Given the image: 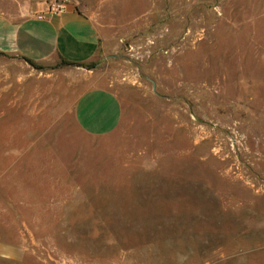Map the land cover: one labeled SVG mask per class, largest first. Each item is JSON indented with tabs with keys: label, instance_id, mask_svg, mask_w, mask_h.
Wrapping results in <instances>:
<instances>
[{
	"label": "rangeland",
	"instance_id": "rangeland-1",
	"mask_svg": "<svg viewBox=\"0 0 264 264\" xmlns=\"http://www.w3.org/2000/svg\"><path fill=\"white\" fill-rule=\"evenodd\" d=\"M54 3L94 19L99 53L0 55V243L22 250L0 264H264V0L0 10ZM92 84L122 104L106 136L73 114Z\"/></svg>",
	"mask_w": 264,
	"mask_h": 264
},
{
	"label": "crops",
	"instance_id": "crops-1",
	"mask_svg": "<svg viewBox=\"0 0 264 264\" xmlns=\"http://www.w3.org/2000/svg\"><path fill=\"white\" fill-rule=\"evenodd\" d=\"M39 7L46 10L48 6ZM26 8L0 10V55L26 57L42 65L56 57L79 63L97 57V25L74 4H64L61 12L43 19L37 17L40 11ZM72 110L81 128L94 136L112 133L122 118L121 101L110 85H90L77 96ZM20 252L17 246L0 243V255L17 258Z\"/></svg>",
	"mask_w": 264,
	"mask_h": 264
},
{
	"label": "built area",
	"instance_id": "built-area-1",
	"mask_svg": "<svg viewBox=\"0 0 264 264\" xmlns=\"http://www.w3.org/2000/svg\"><path fill=\"white\" fill-rule=\"evenodd\" d=\"M63 8H64L63 4L54 3L51 6H49L46 10L37 13V17L43 19V18L54 16L58 14L59 12H61Z\"/></svg>",
	"mask_w": 264,
	"mask_h": 264
},
{
	"label": "trees",
	"instance_id": "trees-1",
	"mask_svg": "<svg viewBox=\"0 0 264 264\" xmlns=\"http://www.w3.org/2000/svg\"><path fill=\"white\" fill-rule=\"evenodd\" d=\"M24 59L29 62L31 65H33L35 68H38V69H42L43 66L35 61H33L32 59H29V58H26L24 57ZM61 59L67 63V64H71V65H76V66H83V67H86L88 69H92L93 68V65H88L86 63H79V62H74V61H69L63 57H61Z\"/></svg>",
	"mask_w": 264,
	"mask_h": 264
},
{
	"label": "water",
	"instance_id": "water-1",
	"mask_svg": "<svg viewBox=\"0 0 264 264\" xmlns=\"http://www.w3.org/2000/svg\"><path fill=\"white\" fill-rule=\"evenodd\" d=\"M155 85V84H154ZM155 87V86H154Z\"/></svg>",
	"mask_w": 264,
	"mask_h": 264
}]
</instances>
